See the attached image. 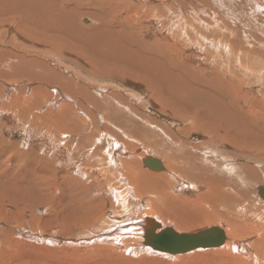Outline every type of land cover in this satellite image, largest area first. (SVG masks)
I'll list each match as a JSON object with an SVG mask.
<instances>
[{
    "label": "rangeland",
    "instance_id": "obj_1",
    "mask_svg": "<svg viewBox=\"0 0 264 264\" xmlns=\"http://www.w3.org/2000/svg\"><path fill=\"white\" fill-rule=\"evenodd\" d=\"M125 1L129 4L135 3L143 4L147 7L151 6L150 2L145 3L141 0ZM211 1L212 0H208V2ZM232 1H235L237 5L240 4V0ZM5 4L8 7H5ZM5 4L0 6V14L5 13V11L11 12L14 7L12 1L9 3L11 5H8L7 2ZM87 4L88 3H85L83 6H87ZM152 4L155 5V2ZM209 5L216 6L215 0ZM63 6L68 8L70 6V0H66ZM88 6L91 8V4H88ZM220 7L221 8H217V12L220 13L222 17L224 15H228V18L234 17L236 25L230 22L233 25L231 27L234 31L228 33L224 23L221 21L220 23L222 27H214L211 33L209 29H194L199 33L202 32L200 34L203 36L211 35L212 38L208 39L205 43H203L202 40H207V38L202 36L195 37V40L189 42L182 37V30L172 29L171 31L170 27H168L170 28V32L168 31L169 33L165 35V33L161 32L163 29L159 25L156 27L153 26L154 23L152 24L150 17H145L140 21L142 25L140 35L149 43L151 50L153 49V45L157 46L158 43L172 45L176 48V51H174L168 49V46L157 47V52L160 54L162 60L158 58L156 54H153V57L157 59V63L159 60L160 63L162 62L161 64H164L163 62H165V65L168 66L165 70L168 71V73L172 72L174 74V72H178L181 75V82H174L169 78H165L162 79L164 87L161 84H158L157 86L159 90L157 99H159V95H161V97L168 102L170 108L175 106L176 108H179V110L174 111L170 108L167 110L168 107L163 106L158 102H154L150 98L153 91V79L148 80L149 83L147 85L144 83V80L133 79L131 82L130 80L120 79L119 77L102 80L100 84H97L102 89L100 93L91 90L94 94L98 96L101 95L99 98L108 96V99L105 100V104L108 100H111L116 107L120 108L121 112L119 117H117L120 126H114L111 121H108L109 123H106L105 121L101 122L102 119L99 118L95 120L97 116L94 115H100V113L93 109H89L90 118L87 117L81 110H79L80 108L78 106L74 105L73 98L71 97H68L69 99L64 97L58 98V94L55 95V91L50 88L48 84L40 82V79L38 80L37 77L43 76V78L52 80H57L60 76H63L64 78L72 77L71 68H69L68 65L73 66V62L69 61L68 63H65L69 58L62 56L60 66L53 63L51 59H44L45 64H42L40 61L38 64V59L36 58L37 55L31 51L34 50V46L31 44L28 45L29 42L27 43L26 39H20V36L14 34V24H12L11 27L0 24V52H4V56H9L10 53H14L12 54V57L16 56L21 62L20 63L17 59L15 60L13 58L11 64L16 67L14 68V71H11V69L6 73L12 75L14 79L6 80V78L0 77V213L4 216L3 219H0V264H34L32 263V260L36 261V264H102L103 262L107 264L133 263L132 259L124 261L123 257L124 255L130 256L135 251L129 248V252L126 251L123 253L124 248L122 245H133L136 247L138 241L137 235L144 236V232H142L141 229L138 230V227H141L140 219L134 218L135 215H137V209L135 208L136 199L134 197L129 198V203L124 210L119 207L116 202L113 204L109 203L108 195L104 194L101 198L104 203H100L99 207L95 204V209H97V207L100 208L97 210H99V214L102 215L95 220L96 222L93 221L95 223L89 222L88 225L81 227L75 225L70 218H67L69 217L68 215L66 216L68 204L65 200L62 202L63 204L59 205V202H61L59 199V196L61 195L60 181L64 178L69 179V176L74 174L81 177L79 175V170L89 173V178L78 177V180L89 189L92 198L95 200L98 197L97 195H100L102 191L108 190L110 186H119V183H117L119 177H117L116 171L113 170L112 173L107 165H99L96 169H87L85 167V157H89L92 150L99 152L103 158L112 151L115 152L114 156H116L117 159L128 158L131 156V153L126 152V154H124L122 152L114 151L119 144V141L123 144L126 150V145L128 143L132 146L133 150H130L133 152L132 154H141L142 158L140 160V165L143 169L156 174L167 173V167L164 164L165 162L162 155H155L153 152L156 151H153V149H161V146L157 143H169L170 139H168L167 130H170L174 137L181 136L180 138L184 140L180 134V129L186 124H191L192 117L202 120L201 123L213 120V113L210 110L212 105H215L214 114L218 116V119L220 118L219 120L224 116L222 112L223 110L220 109L222 106L231 111L233 109L232 112L236 113L238 119L241 120L238 122V127L244 128L247 126L248 128L249 126L251 130L264 134V117H261L262 114L264 115V9L252 13V16H250V13H247L246 11L249 10V8H245V11L242 12L243 14H238L239 16H236L237 13L231 11L223 2H221ZM199 13L202 18H208L205 11H199ZM77 14L79 13L75 10V18H77ZM11 15L14 14H3V18H0V22L6 21L4 18ZM256 20L260 24L257 25ZM15 21L18 23L20 19L16 18ZM76 22L78 27L81 25L82 27L89 29L100 24L98 19L87 15L85 16L84 14H79ZM244 22L246 25H244ZM107 25L108 24L104 26ZM18 29H25V25L22 26L21 24V27H18ZM40 30L43 34L47 33V29L40 28ZM54 32L57 35L62 34L56 30H54ZM192 32L194 31H191V36L193 37ZM15 36L20 39L18 46L15 42ZM168 36L171 40L179 37L178 43H173L168 39ZM224 36H226L227 39H224ZM123 39L124 37L122 35L119 34L117 36V41ZM7 41H9V43H7ZM24 44L28 46H25ZM90 45L93 48L99 47V49L102 50L105 47L102 37L97 35H93V40L90 42ZM29 46L33 47L30 48ZM232 46L236 48L232 50ZM15 47L18 49L20 48V52L17 51L18 49L16 50ZM26 47L28 50L30 49V53L24 55L22 52L26 50L24 49ZM85 47H87V45ZM80 48L84 49L82 46ZM123 49L124 50L118 52V61L113 62L115 66H120L127 60H134L131 52L133 49L130 45H125ZM177 49L179 52H177ZM201 49L202 52H200ZM108 50L112 49L108 48ZM97 55L98 56H95L97 57L96 62L98 64L102 63L107 65L101 61V59L105 60V58H103L104 56H101L100 52H98ZM169 61L172 62H170L172 66L171 64L169 65ZM6 65L7 63L0 62V71H2ZM175 67L177 69H175ZM87 79L95 84L94 77H88ZM158 82L160 83V80H158ZM116 83H118L119 87ZM79 84L88 86L86 83L82 82ZM180 84L182 85L181 90L177 87V85ZM166 86H169V88L167 89ZM233 89L235 90L233 91ZM221 90H225L227 93L223 94ZM165 92H169L172 96ZM115 93H124L127 97L128 103L123 105L109 97L110 94ZM179 94L182 95L181 99L177 98ZM210 94L212 95L211 97ZM213 97L219 99L221 102L223 99V102L221 103L222 106L218 103L215 104ZM135 100L140 101V106L135 107L136 109L134 113L129 111L127 107L131 106L129 105L130 101L132 102ZM259 100L260 102H257ZM248 101L250 103H248ZM75 102L77 101L75 100ZM62 103L74 107L73 111L75 112L78 121L84 119L83 124L82 122L81 124L76 122V125L78 126L77 129H81L82 132H74L69 126H64L63 128L58 127L57 122L59 117H70L71 124L73 123V115L66 114L60 110ZM144 104L147 105V107H142ZM255 104L257 106H254ZM237 105L239 107H237ZM133 106H135V102ZM253 109L256 110L253 111ZM257 111L259 112L258 115H256ZM216 113L219 114L217 115ZM250 115L254 120L251 119L252 117L249 118ZM111 116L113 117L112 112ZM232 119L231 116L229 121ZM246 119H249L250 123L246 122ZM186 121L189 122L187 123ZM222 123V121L217 123L219 128H223L222 125L224 124ZM231 125L237 127V125ZM85 127H88L93 131L92 137L88 140H82L84 135L89 134V131H87ZM192 132L194 133H191V135L186 137L189 142L198 143L208 139V136L203 134L202 131L194 130ZM106 133H110L111 136ZM112 138L113 140H111ZM238 138L239 136H236L235 140ZM181 141H179L178 144H180ZM210 146L211 147L204 148L202 152L210 151L212 154H208L207 156L211 159L222 164L223 161L221 160H226L229 157V159H233V165L236 164L237 168L239 166V169L236 170L233 168L232 171L227 170L223 166L219 169H215L218 170L221 176L226 174L229 179L233 181L236 185L233 190L236 196H239V192H243L244 196L248 197L252 209L248 216L249 221H252L251 223L255 224L256 222L254 221L257 219V224H260V222L261 224L264 223V199L258 192V188L264 187V155H258L255 161L252 160L253 158L250 159L249 157H241L237 155L230 156L232 150L229 147H223L221 143L213 142ZM75 147H79L80 149L77 151ZM136 147L140 148L137 152H134L137 149ZM214 153L218 157H214ZM147 156L160 159L165 170L154 172L153 170L146 168L142 163V159ZM100 158H90V163L97 161V164H99L98 162ZM240 164H245L246 168H240V166H242ZM90 165H92V163ZM90 165L89 167H91ZM248 167L249 169H247ZM238 170L240 173L237 175ZM102 171L105 172L101 173ZM236 176H239V178H236ZM249 179L251 183L246 186V182ZM255 180L260 181L255 182ZM107 182L112 183L107 185ZM175 185L176 182L170 190L179 192L180 190H178ZM24 186L28 188H25V190H23V188H17ZM104 187L107 188L105 189ZM116 188L121 189L120 187ZM239 188H241V190ZM139 189L141 191L140 186ZM225 189L226 191H230L228 187ZM249 189L251 191L248 194L245 190ZM196 190L201 191L203 189L196 188L191 192L189 191L188 195L191 197L195 196ZM110 193L112 195L111 191ZM153 193L156 194V191L154 190ZM147 195H149V193L142 194L141 196L144 199H147ZM115 203L116 205H114ZM238 209H240V206H238ZM115 216V219L118 221H109V219L112 220ZM149 217L154 218L155 216L149 215ZM155 220H157V218H155ZM111 223L113 224V227ZM216 223L207 224L205 226L203 225L186 231L192 230L193 232H197L211 226H221L220 223ZM109 224H111V227L104 229L108 227ZM122 226H124L125 229ZM165 226L171 225H164V227ZM173 228L178 231L175 227ZM1 234L3 235L1 236ZM225 234L227 237L226 240H228V232H225ZM96 238V241L101 243L92 241ZM240 239L245 240L247 243L255 242L257 240L254 236L245 235L237 237L236 242L240 241ZM142 240L143 238L141 237V241ZM122 242L127 243L123 244ZM150 248V252L162 255L167 260L172 258V264H233L228 260L221 259L220 257L217 258L216 254L208 251V249L204 250L199 248V252L195 251L189 254H187L188 252L182 253V256V254L172 255L169 253L164 254L162 252L157 253ZM76 249H78V252L74 251ZM139 252L145 254V251L143 252L142 249H140ZM186 254L188 256L190 255V257H187ZM151 257H153V255L144 257L142 261L151 264L146 262L147 259H150ZM157 263L167 264V262H161V260L157 261ZM254 264H258V261H255Z\"/></svg>",
    "mask_w": 264,
    "mask_h": 264
},
{
    "label": "bare ground",
    "instance_id": "obj_2",
    "mask_svg": "<svg viewBox=\"0 0 264 264\" xmlns=\"http://www.w3.org/2000/svg\"><path fill=\"white\" fill-rule=\"evenodd\" d=\"M10 1L14 3V7L12 8L11 12L5 11V13L3 14L9 15L13 13L14 15L4 18L6 19V21L0 22V24L8 27H11L12 24H14L15 26V28H13L14 34L20 36L21 37L20 39H24V40L26 39L27 43L29 42L28 45L31 44L34 46V50L31 51H33L37 55L36 58L38 59V64L39 61L42 64H45L44 59H51L53 63L60 66L62 61V56L65 58H69V60L65 61V63H68L69 61L73 62L72 63L73 66L68 65L69 68H71L72 77L64 78L63 76H60L59 79L52 80L48 78H43V76H38L37 77L38 80L40 79V82L48 84L50 88H52L55 91L56 93L55 95L58 94V98L59 97H64L66 99H69L70 97L73 98L74 105L78 106L80 108L79 110H81L87 117L90 118L89 109H93L100 113V115H94L97 116L95 120L99 118L102 119L101 122L105 121L106 123H109L108 121H111L114 126H120L119 122L117 121V117H119L121 112L120 108L116 107L111 100H108L107 103L105 104V100L108 99V96L99 98L101 95L98 96L94 94L92 91L95 90L97 93H100L102 91L100 86L97 85L100 84L102 80L119 77L120 79L130 80L131 82L133 81V79L144 80V83L147 85L149 83L148 80L153 79V91L151 90L152 95L150 96V98L154 102H158L159 104L168 107L167 110H169L170 108L168 106V102L164 100L161 97V95H159V99H157V95L159 91L157 86L158 84H161L164 87L162 79L165 78H169L174 82H181V75L178 72L176 73L174 72V74L172 72L168 73V71L165 70V68L168 67L167 65H165V62H163L164 64H161L162 62L160 63L159 60L157 63L156 62L157 59L153 57V54H156V56L160 58V54L157 52V47L168 46V49L174 51H176V48H174L172 45L158 43L157 46L153 45V49L151 50L149 43L140 35V31L142 27L140 21L143 18L150 17L152 24L154 23L153 26L156 27L159 25L163 29L161 30V32L165 33V35H167L170 32V28L171 31L172 29L182 30L183 31L182 37L185 40L190 42L192 40H195L196 39L195 37L202 36L207 38V40H202V42L205 43L208 41V39L212 38L211 35L203 36L202 34H200L202 32L199 33L197 30L194 29L196 28H201L205 30L209 29L211 33L214 27L215 28L222 27L220 23L221 21L224 23V26L228 30V33L230 31H234L233 28L231 27L233 26L231 23L235 24L234 17H232L233 19L228 18L227 17L228 15H224L222 17V15L217 12V8H221L220 7L221 2H223L231 11L237 13V15L235 14L236 16L243 14L242 12L245 11V8H249V10L246 11L247 13L248 12L250 13V16H252V13L259 12L264 9L263 8L264 0H252V1L240 0L239 5H237L236 2L232 0H215L216 6L209 5L214 0H212L211 2H208V0H141L145 3L150 2L151 3L150 7H147L143 4H135V3L129 4L125 0H70V6L68 8L63 6L66 0H4V1L0 0V6H3V4H5L6 2L8 5H11L9 4ZM153 2H155V5L152 4ZM85 3L91 4V8L88 6V4L87 6H83V4ZM6 6L7 5L5 4V7ZM75 10H77L79 14L82 15L84 14L85 16L87 15L98 19V22L100 24L93 27L92 29L82 27L81 25L80 27H78L76 21L79 14H77L76 16L77 18H75L74 15ZM199 11L200 12L205 11L206 14L208 15V18H202ZM3 14H0V18H3L2 17ZM16 18L20 19L18 23H16L17 21H15ZM133 23L136 26H134ZM21 24L22 26L25 25V29L23 30L18 29V27H21ZM106 24L108 25L104 26ZM258 24L260 23H258L257 21V25ZM244 25H246V23ZM40 28L47 29V33L43 34ZM54 30L58 31L59 33L61 32L62 34L57 35L54 32ZM191 31H194L192 32L193 37L191 36ZM119 34L122 35L124 39L117 41V36ZM93 35L102 37V40L105 43L104 45L105 47L103 50L99 49V47L93 48L90 45V42L93 40ZM17 36H15L14 38L18 46L20 39L16 38ZM225 38L226 36H224V39ZM168 39L171 40L169 36ZM178 40L179 37H176L173 38L171 41L173 43H178ZM180 40L182 41L181 38ZM214 41H220V40H214ZM7 43H9V41H7ZM85 44L87 45V47L89 48L91 47V48L89 49L85 47L86 46ZM127 44H129L130 47L133 49V51L131 52L134 60L133 61L127 60L124 64L120 66H115L113 62L118 61L119 59L118 52L124 50L123 48ZM228 44H229V40H228ZM33 46H29V47L32 48ZM81 46L84 49H81L80 48ZM108 48L112 50H108ZM234 48L236 47H233L232 50H234ZM17 49L18 48H16V50ZM24 49H26L24 52H22L24 55L30 53L29 52L30 49L28 50L27 47ZM17 51L20 52V48ZM98 52H100L101 56H104L103 58H105V60L101 59V61L103 63H106L107 65L102 63L98 64L96 62L97 57L95 56H98L97 55ZM177 52H179L178 49ZM200 52H202V49L200 50ZM3 53L4 52H0V62H5L7 63V65L2 69V71H0V77L6 78V80L7 79L12 80L14 79L12 75L6 73H8L11 69H12L11 71H14V68L16 67V66L14 67V65L11 64L12 59L14 58L15 60L17 59L18 61L19 59L15 55H14L15 57H12L13 56L12 54L14 53H10L9 56H4ZM170 62L171 61L168 62L169 65L172 63ZM175 69L177 68L175 67ZM88 77H94L95 84L91 83L87 79ZM158 80H160V83L158 82ZM80 82L86 83L88 86H85L84 84H79ZM116 85L119 87L118 83H116ZM177 87L179 90L182 89L181 84L177 85ZM166 88L168 89L169 86H166ZM234 90L235 89H233V91ZM221 92H223V94L227 93L225 90H221ZM165 93L172 96L169 92H165ZM211 96L212 95L210 94V97ZM109 97L123 105H126L128 103L127 97L125 96L124 93L110 94ZM177 98L181 99L182 95L179 94ZM75 100L77 102H75ZM213 100L215 104L217 103L221 104L223 102V99L221 102L219 99L215 97H213ZM132 102L133 104L135 102V106H133ZM132 102L130 101L129 105L131 106H128L127 108L129 111L135 113V109H136L135 107L140 106L139 103L140 101L135 100ZM257 102H260V100ZM65 103H62L60 110L66 114L73 115V123L71 124L70 117H59L57 122L58 127L63 128L64 126L66 127L69 126L72 128L74 132L77 133L82 132L81 129L80 130L77 129L78 126L76 125V122H79L80 124L82 122L83 124L84 119L81 118L82 120L78 121L77 120L78 118L76 117L75 112L73 111L74 107L72 105L68 106ZM248 103L250 102L248 101ZM254 106L257 105L255 104ZM142 107H147V105L144 104ZM214 107L215 105L214 106L212 105L210 107V110L213 113L212 115L213 120L205 121L206 123H201L202 120L196 117H192V123L186 124L180 129V134L182 135V138H184V140L186 139L187 136L191 135V133H194L192 131L199 130L202 131L203 134L208 136V139L206 141L192 143L186 139L184 142V140L180 138L181 136L174 137V135H172L170 130H167L168 139H170L169 143H165V142L157 143L159 146H161V149L155 148V150L153 149V151L156 152L153 153L155 155L156 154L162 155V158L165 162L164 164L167 167V173L156 174L143 169L140 165V160L142 158L141 154L140 153L132 154L133 152L130 151L132 149V146L129 145L128 143L126 145L127 150L124 148L123 144L120 141L116 149H114V151L122 152L124 154H126V152L131 153V156H129L128 158L117 159L116 156H114L115 152L113 151L107 154L105 158H103L102 155L99 154V152L92 150L90 152L89 157L87 156L85 157L86 158V161H84L85 167L87 169L88 168L96 169L99 165L102 164L107 165L110 168V171H112V173L113 170L116 171L117 177H119L117 181V183H119V186L116 187H120L121 189L116 188L114 186H110L108 190L102 191L100 195H97L98 197L95 200L92 198L89 189L85 187V185H83L78 180L79 176L77 174L69 176V179L66 178L62 179L60 181L61 195L59 196V199L61 202H59V205L63 204L62 202L64 200L68 204V210L66 216L68 215L69 217L67 218H70L71 221L79 227L88 225L89 222H93L97 220L100 217V215H102L99 214L100 212H98L99 210L97 209H100L98 208L100 203H104V201L101 199L104 194L108 195L109 203L113 204L114 202H116L117 205L122 209H124L126 205L129 203V198L134 197L136 199L135 208L137 209L136 210L137 215L133 217L140 219L139 221L141 223V227H138V230L141 229L142 232H144V236L147 232L151 231L158 233L160 230L165 228L173 229L177 233H195V231L193 232L192 230L191 231H186V230L195 229L196 227H201L203 225L205 226L207 224L216 223L218 220H221L218 221L216 224L220 223V225L226 229L222 228L221 226H217V227L221 228L222 230L224 229L223 231L228 232L229 234V239L226 240L227 237L224 232L225 240L221 244L222 246L220 245V247L219 246L211 247L212 249L198 247L190 251H187L188 253L187 252H183V253L189 254L195 251L199 252L198 249L201 248L204 250L208 249V251L215 253L217 258L220 257L221 259L228 260L233 264H254L255 261H258V264H264V223L261 224L260 222V224H257V219L256 221H254L256 222L255 224L251 223L252 221L251 222L249 221L248 216L251 213L252 209L248 197L244 196L243 192L238 193L240 197L236 196L233 192V190L236 187L233 181H231L226 174L224 176H221L218 170L215 169V168L219 169L221 166H223L227 170L232 171L233 168H235L236 170L239 169V166L237 168L236 164L233 165L232 164L233 159H229V157L226 160L222 159L221 161L223 162L221 164L218 163V161L211 159L209 156H207L208 154H212L210 151L202 152L204 148L211 147L210 144L216 142V143H221L223 147H229L232 150L230 156L237 155L241 157H249L250 159L253 158L252 160L256 161L258 155L260 154L264 155V134H260L254 130H251L249 126L248 128L247 126L244 128L238 127V122H240L241 120L238 119L236 113L232 112L233 109L231 111L230 109H225V107L223 108L222 106L220 109L223 110L222 112L224 116L222 117L221 120H219L220 118L218 119V116L214 114ZM237 107L239 106L237 105ZM174 108L176 107L174 106L170 109L174 111L179 110V108L176 109ZM254 110L256 109H253V111ZM111 112L113 113V117L111 116ZM258 113L259 112L257 111L256 115H258ZM231 116L233 119L229 121V118ZM250 117L252 116L250 115L249 118ZM261 117L263 118L264 115L262 114ZM251 119H253V117ZM213 121H215L216 123ZM220 121H222L223 122L222 124H224L222 125L223 128L221 127L219 128V126L217 125V123ZM186 122L188 123L189 121ZM246 122H249V119ZM231 124L237 125V127H233ZM92 126L95 127L94 125ZM85 129L89 131V134L84 135V138H82V140L90 139L93 134V131L90 128L85 127ZM106 134L111 136L110 133H106ZM236 136H239L237 140H235ZM111 140H113V138ZM179 141H181L180 144H178ZM136 148L134 152H137V150L140 147H136ZM75 149L78 151V149L80 148L75 147ZM148 157L151 158H155V157L147 156L142 159L143 165L146 168L150 169L144 164V161L147 160ZM214 157H218V156L214 153ZM90 158H100L98 162L99 164H97V161H95V162H91L92 165H90L91 164ZM161 164L163 166V169L159 171L165 170L162 161ZM89 165L91 167H89ZM240 165H242L240 166V168H246L245 164H240ZM247 169H249V167ZM153 171L155 172L156 170ZM103 172L105 171H102L101 173ZM79 173L81 177L89 178V173H87L86 171L84 172L79 170ZM239 173L240 171L238 170L237 175ZM236 178H239V176H236ZM259 181L260 180H255V182H259ZM175 182H176L175 186L177 187L178 190H180L179 192H174L170 190ZM111 183L107 182V185ZM250 183H251L250 179L247 180L246 186L248 184L250 185ZM139 186L141 188V191L139 189ZM242 186L246 187L245 185ZM227 187L229 188L230 191L228 190L226 191L225 188ZM17 188L19 189L23 188V190H25V188L28 187L24 186ZM196 188L198 189L201 188L203 190L201 191L196 190L195 192L196 194L193 197L188 195L189 191L191 192ZM239 189L241 190V188ZM154 190L156 191V194L153 193ZM110 191L112 192V195ZM250 191H251L250 189L245 190V192L246 193L248 192V194ZM258 192L259 194H261V196H263L264 199V187L258 188ZM147 193H149V195H147L148 198L144 199L141 195ZM116 203L114 205H116ZM95 204L98 205L97 209H95L96 208ZM238 206H240V209H238ZM1 214L2 213H0V219H3L4 216H2ZM149 215H153L155 217L150 218ZM115 218L116 216L113 217L112 220L109 219V221L114 222V220L115 221L117 220ZM155 218H157L158 221L155 220ZM222 221L224 222V224ZM111 224H109V226L104 229H108L109 227H111L110 226ZM164 225H171L181 232L176 231L171 226L164 227ZM2 235L3 234H1V236ZM245 235L254 236L257 240L255 242L247 243L245 240L240 239V241L236 242L237 237L245 236ZM137 236H138V241L136 240L137 241L136 247L133 245L131 246L122 245V247L124 248L123 253H125L126 251L129 252V248L135 251L130 256L124 255L123 257L124 261L132 259L133 260L132 264H147L145 263V261L142 260L144 259V257L153 255V257L147 259L146 262H149L151 264H159L157 263V261L161 260V262H167V264H172L171 263L172 258L170 260H167L162 255L150 252L149 248L151 246L148 247V245L145 244L144 236L142 235L141 236L137 235ZM141 237L143 238L142 241H141ZM96 240L97 238L95 240L93 239L92 241L95 242ZM96 242L101 243L98 241ZM126 243L127 242L123 244ZM140 249H142L143 252L145 251V254L139 252ZM150 249L152 250V247ZM74 251L78 252V249ZM156 252L158 253L160 251H156ZM162 253L164 254L169 253L172 255L182 254V253H172L168 251H164ZM187 257H190V255L189 256L187 255ZM32 263L36 264L37 262L32 260ZM102 264H107V263L103 262Z\"/></svg>",
    "mask_w": 264,
    "mask_h": 264
},
{
    "label": "water",
    "instance_id": "obj_3",
    "mask_svg": "<svg viewBox=\"0 0 264 264\" xmlns=\"http://www.w3.org/2000/svg\"><path fill=\"white\" fill-rule=\"evenodd\" d=\"M144 164L152 170H162L161 161L148 157ZM225 240L224 231L213 226L195 233H177L173 229L165 228L158 233L147 232L144 236L145 244L160 252L183 253L194 248H211L220 246Z\"/></svg>",
    "mask_w": 264,
    "mask_h": 264
}]
</instances>
